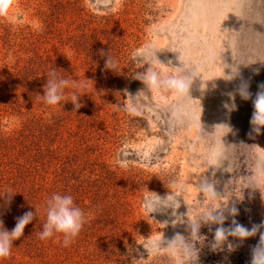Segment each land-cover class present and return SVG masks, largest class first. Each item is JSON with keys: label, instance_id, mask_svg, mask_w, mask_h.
Listing matches in <instances>:
<instances>
[{"label": "rangeland", "instance_id": "1", "mask_svg": "<svg viewBox=\"0 0 264 264\" xmlns=\"http://www.w3.org/2000/svg\"><path fill=\"white\" fill-rule=\"evenodd\" d=\"M149 66L185 87L144 88L135 77ZM53 67L90 79L78 110L39 97ZM261 91L264 0H0V194L13 193L0 220L10 231L37 214L0 264H174L143 245L188 237L215 211L225 229L257 231L213 249L221 225L202 222L196 264H251L264 234V128L250 124ZM170 190L177 208L149 214L144 197ZM53 193L87 215L68 247L38 236Z\"/></svg>", "mask_w": 264, "mask_h": 264}, {"label": "clouds", "instance_id": "2", "mask_svg": "<svg viewBox=\"0 0 264 264\" xmlns=\"http://www.w3.org/2000/svg\"><path fill=\"white\" fill-rule=\"evenodd\" d=\"M146 47L151 48V45L149 44ZM116 67V60L107 52L104 69L117 72ZM135 79L141 81L144 88L148 89L163 88L182 91L185 87V83L182 79H178L171 75L164 76L162 73L154 70L153 66H149L143 73H138ZM229 79H231V76ZM87 80L80 81L77 79L65 78L57 71L56 67H53L47 73L46 83L43 85V95H39V97L42 98L43 103L52 107L61 105L63 107L64 102L70 101L73 105V111H76L82 106L80 98L88 94ZM66 90L68 92L67 96ZM229 95L234 99L232 94ZM239 95L244 100L250 98L247 86L239 89ZM235 107L236 105L233 103L231 105V110H235ZM253 108L254 111L250 119V124L252 125V130L259 134L261 129L264 128V91L257 93L253 100ZM118 163L121 167H127L126 162L118 161ZM6 194L7 199L5 203L8 204L10 203L11 194L13 193L11 191H5L3 194H0V198H4ZM178 197L179 196L176 195L174 191L170 190V193L164 197L157 194H155V196H145L143 203L149 214L156 211H163L168 208L174 210V208H177L176 205H179ZM44 210L46 213V220L43 224L42 231L38 233L39 238L41 240H47L60 234L63 237L62 246L64 247L71 245L87 223L86 213L75 204L74 198L71 195L53 193L46 200ZM231 214L233 216L236 215L237 210L235 208L231 209ZM34 218H37L36 210L34 212H25L22 216L17 218L14 228L10 231L4 228L3 221L0 220V259L10 257L13 242L19 240L23 236L25 227L31 223ZM224 219L225 217L217 213V211L212 212L210 220H201L195 225L188 224L190 228V235L188 237L177 233L170 240H165L162 236L160 239L146 242L143 247L147 250V254L150 252L153 257L166 253L174 261V264H196L198 260V250L196 248L197 241L193 239L192 232L195 230L196 235L199 236L198 231L202 222L221 225L215 230L214 243L212 245L213 249L223 245L229 236L244 240L254 235L257 231L256 226H253L249 230L235 220L232 221L233 227L225 229L222 227ZM228 248L232 250V245L229 244ZM251 264H264V234L261 235L259 246L252 251Z\"/></svg>", "mask_w": 264, "mask_h": 264}, {"label": "trees", "instance_id": "3", "mask_svg": "<svg viewBox=\"0 0 264 264\" xmlns=\"http://www.w3.org/2000/svg\"><path fill=\"white\" fill-rule=\"evenodd\" d=\"M39 196V195H38ZM19 197H20V199L21 200H23V199H25V198H29L30 199V197L32 198L33 197V195H32V192L29 194V192H27L26 190H24V192L23 193H21L20 194V192H19ZM29 201V200H28ZM24 212V211H23ZM36 220H33L31 223H29L26 227H25V232L24 233H27V232H29V227H31V226H36V224L34 223ZM34 228V227H33ZM36 241H37V239H36ZM36 243H39V242H36Z\"/></svg>", "mask_w": 264, "mask_h": 264}]
</instances>
